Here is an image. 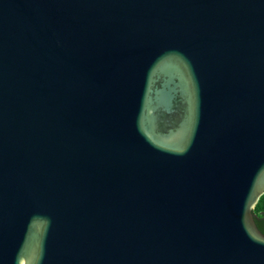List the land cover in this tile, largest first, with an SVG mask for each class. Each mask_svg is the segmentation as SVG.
<instances>
[{"label":"water","instance_id":"95a60500","mask_svg":"<svg viewBox=\"0 0 264 264\" xmlns=\"http://www.w3.org/2000/svg\"><path fill=\"white\" fill-rule=\"evenodd\" d=\"M264 0H0V264H264Z\"/></svg>","mask_w":264,"mask_h":264},{"label":"trees","instance_id":"16d2710c","mask_svg":"<svg viewBox=\"0 0 264 264\" xmlns=\"http://www.w3.org/2000/svg\"><path fill=\"white\" fill-rule=\"evenodd\" d=\"M252 213L257 228L264 235V194L258 199L252 209Z\"/></svg>","mask_w":264,"mask_h":264}]
</instances>
